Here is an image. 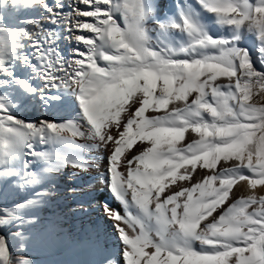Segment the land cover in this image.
<instances>
[{"label":"snow or ice","instance_id":"1","mask_svg":"<svg viewBox=\"0 0 264 264\" xmlns=\"http://www.w3.org/2000/svg\"><path fill=\"white\" fill-rule=\"evenodd\" d=\"M69 169L120 205L93 264H264V0H0V264Z\"/></svg>","mask_w":264,"mask_h":264},{"label":"rangeland","instance_id":"2","mask_svg":"<svg viewBox=\"0 0 264 264\" xmlns=\"http://www.w3.org/2000/svg\"><path fill=\"white\" fill-rule=\"evenodd\" d=\"M20 114L24 118L35 119L46 118L55 113L43 112L37 104L35 109L30 105L22 109ZM198 172L197 176L202 175ZM58 185L57 196L40 212L44 221L42 230L31 234L30 247L18 251H25L27 258L34 259L35 264H85L80 263L81 258L94 254L98 247L88 237L80 240L78 237L80 229L72 228L75 223L72 222V212L66 206L71 203V195L77 199L78 192L73 194L72 187L64 184L62 179L58 180ZM14 198L16 197H10Z\"/></svg>","mask_w":264,"mask_h":264},{"label":"bare ground","instance_id":"3","mask_svg":"<svg viewBox=\"0 0 264 264\" xmlns=\"http://www.w3.org/2000/svg\"><path fill=\"white\" fill-rule=\"evenodd\" d=\"M169 0H165L168 3ZM62 48L67 51L68 47H71V43L65 41ZM35 109V106L30 105ZM39 107V106H38ZM100 170L103 171L105 167V160L99 161ZM201 173V170H198ZM198 172V173H199ZM201 175V174H200ZM63 183L77 188L78 196L80 199H75L73 195L70 198V204L66 206L72 212V222L75 223L72 228H79L80 240L88 237L97 247L107 248L109 251L115 253L118 249V240L114 230L111 228V221L104 217L102 211L97 207L98 203L108 201L115 208H120V205L111 199L110 193L107 189L96 179V173H75L72 170H67L66 174L60 178ZM239 187V186H238ZM85 192H90V196H85ZM81 201L83 203V211L81 209ZM87 201H91L92 207L88 206ZM97 252L94 254L82 257L80 263L93 264L96 260ZM76 262V261H74ZM79 262V261H78Z\"/></svg>","mask_w":264,"mask_h":264}]
</instances>
